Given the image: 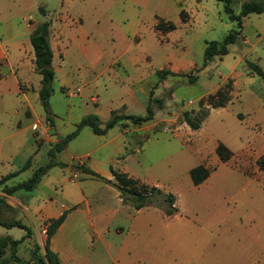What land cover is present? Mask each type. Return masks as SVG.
Wrapping results in <instances>:
<instances>
[{
	"label": "rangeland",
	"instance_id": "1",
	"mask_svg": "<svg viewBox=\"0 0 264 264\" xmlns=\"http://www.w3.org/2000/svg\"><path fill=\"white\" fill-rule=\"evenodd\" d=\"M242 1L234 4L235 13L240 12ZM156 3L157 0H0V18L10 19L11 33L24 42V61L34 56L26 40L35 25L54 22L60 15H67L63 42L68 48L52 82L49 112L33 101L37 117L29 131L25 127L31 121L23 115L20 97L13 95L12 76L6 78L11 91L0 104V174L19 170L30 157L31 167L5 185L26 180L34 168L48 161L47 151L54 140L73 131L83 116L97 108L121 109V100L135 87L130 75L135 69H147L141 85L162 100L161 107L152 104L153 119L142 124L143 128L129 125L128 131L122 132L113 127L103 135L84 126L56 160L78 165L83 161L87 166L91 162L101 166L104 161L102 166L107 173L112 168L156 186L164 194H173L177 208L174 214L166 215L163 196L137 210L123 201L115 186L97 179H75L68 169L61 172L59 166L43 178L40 188L22 190L20 193L29 196L15 194L16 199L27 204L32 195L39 207H45L51 198H58V204L73 205L84 196L89 206L87 217L76 218L78 215L72 214L61 241L74 247L88 264L257 261L261 256L258 244H264V170L257 164L258 158L264 156V78L251 71L246 61L256 63L264 72V13L245 16L240 37L228 45V53L215 56L204 65L205 43L221 41L230 30L237 29L222 3L173 0L167 16L176 28L167 37L153 35L148 25ZM182 10L189 14L186 22L181 21ZM127 12L132 14L128 22L121 19ZM136 12L142 16L139 27L131 24ZM109 15L115 23L109 22ZM53 30L57 32L56 27ZM134 32L138 43L134 42L127 56L134 59L135 68L109 62ZM3 34L0 30L1 38ZM93 48L103 53L100 60L91 53ZM55 59L61 61L59 56ZM176 62H188L194 67L159 80L155 71L167 70ZM30 63L34 70V57ZM22 74L38 83V74L26 70ZM188 76L196 77L195 81L190 82ZM228 78L234 81L230 101L224 107L212 108L200 128L191 129L183 121L182 112L197 110L199 99L214 92ZM19 85L27 90L25 84ZM24 113L32 116L30 110ZM130 113L143 115L145 109L136 105ZM48 114L55 127L46 119ZM218 143L232 152L225 162L215 152ZM199 164L206 166L210 175L194 185L189 171ZM69 178L72 180L67 182ZM73 212L72 208L67 214ZM29 214L25 216L19 207L6 203L0 206L2 220H24L31 229V236L18 245V255L26 259L33 249L42 254L46 239L47 221L32 214L31 222ZM4 231L24 233L20 228L7 230L0 226V233ZM246 245L250 246L247 251Z\"/></svg>",
	"mask_w": 264,
	"mask_h": 264
},
{
	"label": "trees",
	"instance_id": "2",
	"mask_svg": "<svg viewBox=\"0 0 264 264\" xmlns=\"http://www.w3.org/2000/svg\"><path fill=\"white\" fill-rule=\"evenodd\" d=\"M223 5V10L229 20L236 23L237 29L230 30L221 41H207L204 49V65L212 60L215 56H222L228 53V45L237 41L240 37L243 18L251 13H264V0H243L241 2V10L235 13L233 6L237 0H217ZM156 29L165 32L175 29V24L170 21L159 19L155 25ZM49 23L43 22L39 24L30 34L29 41L34 53V71L41 77L40 88L38 90V99L41 106L49 112V98L52 94V82L54 80V70L52 63V49L48 40ZM247 66L251 71L256 72L260 77L264 78V72L259 65L251 61H246ZM167 74L173 73L169 70H158L157 75L159 80L165 78ZM196 77L188 76L190 82H194ZM233 79L228 78L214 92L199 99V107L197 110L183 111L181 116L183 121L193 130L200 128L202 122L208 116L212 108L224 107L231 99L233 91ZM153 103L158 107L162 106V100L153 97V92L150 93L149 103L146 107L145 114H127L124 107L121 109L112 110L107 121L102 123L99 117L95 114L83 116L73 131L66 134L64 137L56 140L48 149V161L45 164L39 165L32 170L31 175L24 181L18 182L11 186H4L2 192L6 195H11L17 190L32 191L40 183L42 177L55 166L67 167L68 164L56 160L59 152L65 149L68 143L74 139L82 127L88 126L97 134H104L116 124L126 126L124 120H128L132 125L141 126L153 119L154 110ZM46 119L51 125L53 121L48 114ZM215 152L219 159L223 162L227 161L232 152L223 143H218ZM260 169L264 170V156H260L257 160ZM31 167V158L29 157L22 167L14 172L8 173L0 178V185L7 179L17 175L20 171ZM72 168L79 169L82 173L90 174L91 176L101 179L104 182L115 186L124 202H130L135 209H140L150 203L153 198L163 196L166 204V215H172L177 211L175 206V196L171 193L164 194L156 186H149L141 183L138 180L128 176L124 172L115 171L111 168L113 180L110 181L98 173L91 170L89 167L78 164H71ZM191 180L194 185L202 183L209 176V169L203 164L194 166L189 171ZM5 204V199L0 196V206ZM67 212H62L57 218L48 219L46 222V239L44 243V252L39 254L35 249L31 251V256L26 259L18 255V245L25 239L31 236V229L20 220L5 221L0 218V226L4 228L18 227L24 230V235L18 239L11 235L0 236V264H8L11 261L19 264H62L58 254L50 248V240L55 234L59 226L65 220ZM38 249V247H35Z\"/></svg>",
	"mask_w": 264,
	"mask_h": 264
},
{
	"label": "crops",
	"instance_id": "3",
	"mask_svg": "<svg viewBox=\"0 0 264 264\" xmlns=\"http://www.w3.org/2000/svg\"><path fill=\"white\" fill-rule=\"evenodd\" d=\"M176 3L180 4V2H176ZM172 6H173V0H157L156 7H154L152 10V19L148 23L149 27L152 30L153 35H159V34L163 35L164 34L167 37V35L170 33V31H172V30H170V31L162 32V31L156 29V27H155V25L159 19H161L165 22H167V21L172 22L171 19L167 16L168 10H170ZM182 13L185 14V18H182ZM131 15H132L131 12L130 13L127 12L125 14L123 13L121 19L123 21L128 22L129 18H130L129 16H131ZM180 17H181V21H183V22L188 21V19L190 18L189 14L184 10H182L180 12ZM66 19H67V15H60V17L55 18L54 22L48 21L49 22L48 40H49V43H50V46L52 49V63H51V65H52L53 70H54V78L56 76V72L59 71L60 62H63V60L65 59V57L68 54V48H67L66 44L63 42V38L65 35V28L67 27ZM107 19H109L110 23H115L112 16L109 15L107 17ZM58 21H63L64 24H59ZM80 23H82V22L77 21V24H80ZM0 24H2L0 26V30L4 33L3 34L4 36L6 35V38H4V36H3V38L0 37V104L3 103L4 98H6V95H8L11 91V89L8 88L9 87L8 83L6 84V78L8 76H12V81L14 84V87L12 88L13 95H15V98H17V96L20 97L19 102L21 103L20 104L21 110L24 112L26 110H30L32 112V116H28V117L23 112V115L25 116V118L27 120L31 121L30 124L25 127V129H27L29 131V128L31 127V123L33 122L35 117H37L36 107L32 102L34 101L36 103L37 102L40 103V101L38 99V90L40 88L41 77L38 73H36L33 70V64L30 63V61L34 57L33 55L32 56L30 55L29 58L27 59V61H24V58L21 55V50H22L21 48L24 45V42H22L17 37L16 34L11 33L12 27H13L11 20L6 18V17H2V19L0 18ZM37 24L35 25L34 28L37 27ZM131 24L135 25L136 27H139L142 24V16L139 12L134 13ZM54 27H56L57 32H55V30H53ZM175 28H176V25H175ZM31 32H30V34H31ZM30 34H29V36H30ZM29 36L27 37L26 41H28L30 43ZM126 41H127L126 46L116 56H113L114 58H112L109 62H111L112 64L131 65L132 68L134 69L136 66L135 61L131 56L130 57L127 56V54L129 52L130 48L132 46H134V42L137 41V43H138L136 32H134L131 37H128V40H126ZM31 48H32V46H31ZM31 50H32L31 52L33 54V49H31ZM91 53H93L95 59H98V60H100L103 56L102 55L103 53L97 48L96 49L93 48L91 50ZM56 56H59L61 61H57L55 59ZM29 63L32 66L31 65L29 66L28 65ZM30 67H32V69H30ZM193 67H194L193 64H188V62H186V63L185 62H183V63L176 62L174 64L168 65L167 70H169L173 73H180V72H185L188 69H191ZM25 70L27 72L30 71V72L38 74L39 75L38 83L32 82L30 80L29 76L25 77V75L22 74L25 72ZM157 71L158 70H156L155 73ZM147 72H148L147 69L146 70H144V69L143 70H141V69L136 70L135 69V72H133L130 75L132 81L134 82L133 86L135 85V87L131 91H129L127 98H123L121 100V104L124 107L125 113L133 114V113H130V111H131L132 107L136 106V105L138 107L140 106V107L144 108L146 111V107L149 103L150 92H148L147 89L141 85V83L147 77V74H148ZM20 83L25 84L27 87V90H22L20 88V85H19ZM30 95H31V98H30ZM141 97H143L144 100H141ZM111 111H112L111 108L107 109L106 111H101L99 108H97L91 114L97 115L99 117L100 121L102 123H104L110 117ZM78 122L76 123V125L78 124ZM124 123L126 125L124 127L121 126L120 124H116L113 127H118V128H120V130L122 132H127L129 125H132V124L128 120H124ZM146 123H148V122H146ZM146 123H144V124H146ZM76 125H75V127H76ZM53 126H54V123H53ZM132 126L136 129L137 128H143V126H137V125H132ZM112 128H110V129H112ZM100 135H103V134H100ZM54 141H56V140H54ZM111 159L112 158H109V161ZM79 162L81 165L87 166L83 161H79ZM101 163L103 165L105 162L102 161ZM71 164H74V163H68L67 167H60L59 170L62 172L64 169H68L70 174L71 175L73 174L75 176V179H83V178H87L88 180L97 179V180H100L103 183H105L103 180L95 178V177L91 176L90 174L82 173L80 170L76 169V171H74L75 168H72ZM102 165L100 166L99 164H95V163L91 162L90 165L87 167H89L91 170L98 173L102 177L112 181L113 180L112 173L111 172H109V173L105 172L103 170ZM53 169H54V167H52L42 177L40 183L38 184V186L36 188H40L41 184L43 183V178L46 175H48ZM15 171H17V170H15ZM11 172H13V171H11ZM11 172H7V173L4 172V174H0V178L4 175L8 174V173H11ZM84 176H86V177H84ZM11 178L7 179L4 182L3 186H6L5 185L6 182L8 180H10ZM71 180L72 179L69 178V179H67V182H69ZM21 191H22V189L17 190L14 192L13 195L12 194L6 195L4 193L2 194V192H1L0 196L5 199V203L8 204L10 207H12V208L19 207L25 216H28V214L30 213L29 219L31 220V222H34L33 217L34 218H42V219H45L47 221L48 219L57 218L62 212L68 213V211H70L72 208L74 209L73 213L66 214L65 220L62 222V224L59 226V228L57 229L55 234L52 236V238L50 240V248L58 254L62 264H88V263H86L84 258H82L78 255V253L76 252L74 247L67 246L65 241H61V239H62L61 234L65 230V226H66L68 220L73 216L72 214H77L78 217H76V218H79V215H80V218H82V219L87 217L86 214L89 212L88 211L89 206L86 202L87 201L86 198L84 196L83 197L81 196L76 203H73V205H70V203L68 204V203H64V202H60L58 204V202H57L58 198H51V200L49 201L50 203H47L45 205V207H39L38 204H36V202L33 200L34 197L32 195H31V198L28 199L27 204L21 203L19 200H17L15 197L17 194L20 196H29V195H26L24 193H20ZM32 191H25V192H32ZM81 204H84V207L82 209L80 208ZM32 214H33V217L31 216ZM22 219H23V217H22ZM22 223H24V220H22ZM90 226L93 227L92 221H90ZM12 228H15V227H12ZM12 228H4V229H7V230L10 229L11 230ZM16 228H18V227H16ZM1 235H11L13 238L18 239V238L22 237L24 235V233L16 232L13 234L12 231H11V233L4 231L3 233H0V236ZM258 247L261 250L260 259L257 258V261L256 260L251 261L249 259L247 264H264V244L259 243ZM244 249L247 251L250 249V246L246 245V246H244Z\"/></svg>",
	"mask_w": 264,
	"mask_h": 264
},
{
	"label": "built area",
	"instance_id": "4",
	"mask_svg": "<svg viewBox=\"0 0 264 264\" xmlns=\"http://www.w3.org/2000/svg\"><path fill=\"white\" fill-rule=\"evenodd\" d=\"M97 99H98V97L95 98V100H97Z\"/></svg>",
	"mask_w": 264,
	"mask_h": 264
}]
</instances>
